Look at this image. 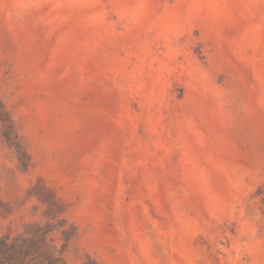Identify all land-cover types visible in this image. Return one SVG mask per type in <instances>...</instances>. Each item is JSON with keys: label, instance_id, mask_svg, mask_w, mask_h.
I'll return each mask as SVG.
<instances>
[{"label": "rangeland", "instance_id": "1", "mask_svg": "<svg viewBox=\"0 0 264 264\" xmlns=\"http://www.w3.org/2000/svg\"><path fill=\"white\" fill-rule=\"evenodd\" d=\"M1 264H264V0H0Z\"/></svg>", "mask_w": 264, "mask_h": 264}, {"label": "trees", "instance_id": "2", "mask_svg": "<svg viewBox=\"0 0 264 264\" xmlns=\"http://www.w3.org/2000/svg\"><path fill=\"white\" fill-rule=\"evenodd\" d=\"M2 111H3V109H2V104H1V100H0V114L2 113ZM6 258H9V257L2 254L0 256V264L3 263V261ZM45 261H46V264H54L56 262V260L54 258H52L50 255H47V254H45Z\"/></svg>", "mask_w": 264, "mask_h": 264}]
</instances>
